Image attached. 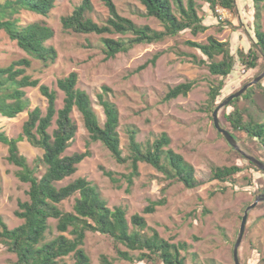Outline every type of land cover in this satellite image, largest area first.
<instances>
[{"label":"rangeland","instance_id":"obj_1","mask_svg":"<svg viewBox=\"0 0 264 264\" xmlns=\"http://www.w3.org/2000/svg\"><path fill=\"white\" fill-rule=\"evenodd\" d=\"M5 0H0V3ZM91 16L102 22L108 16V10L102 0H90ZM122 16L132 19L136 24H147L162 30L163 25L154 17L145 15V8L137 0H112ZM186 1V0H184ZM199 15L208 25L204 32L192 34L184 30L176 36L167 37L154 43L137 44L127 52H119L113 58L106 59L101 42L102 36L113 38L120 34L97 35L94 33L77 34L63 30L61 17L71 13L81 0H56L49 17L23 10L20 18L23 23L43 20L54 30L48 41L55 47L57 58L53 64L43 66L38 60H32L28 72L35 78L57 91V107L62 106V92L56 87L59 77L75 71L78 75V87L86 90L92 100L93 108L100 123L104 121L102 107L98 103L97 93L102 86L108 87L107 97L116 105L119 112L118 132L120 146L124 154L127 149V130L135 129L136 139L141 143L152 142L162 133L170 138L169 147L190 163L195 176L204 181L194 188H187L183 183L168 179L154 167L140 162L139 175L128 185L125 177L130 171L127 163H117L109 150L99 141L88 144V132L83 126L77 110L72 117L77 130L67 154L89 150L77 167V171L60 184L81 176L91 181L106 200L109 207L120 205L125 208L127 219L139 213L146 219L147 225L155 228L165 239L172 242H186L188 248L182 251L186 264H234L233 246L237 238L244 209L261 192H264V171L251 166L245 158L230 146L223 135L214 127L211 104L208 101L210 88L220 77L209 72L205 63L191 61L189 53H200L188 47L184 41L206 42L208 35L228 41L231 53L236 55L232 72L224 78V86L218 97L222 101L264 69V56L257 65L250 69L238 60L237 50H247L250 37H254L256 24L255 7L252 0H236V9L227 10L225 18L219 19L218 12L210 8L209 0H194ZM258 22L264 26V1L259 3ZM160 52L154 64L148 63L152 56ZM15 41L5 31L0 30V66L12 60L27 57ZM193 81L191 90L186 95L165 100L168 89L179 83ZM260 85L253 87L252 100L240 98L237 107H252L262 114L264 120V77ZM258 83V82H257ZM30 100L29 108L39 106L45 109L46 99L37 87L26 89ZM219 121L222 127V110ZM229 111L231 107L225 108ZM27 117L23 111L14 117L0 115V131L9 137H16L22 132V124ZM239 145L248 153L264 162V148L257 141L250 139L243 131L234 132ZM19 150L28 161L41 156L42 149L32 146L23 139ZM7 147L0 143V218L9 227L18 225L14 211L18 199L26 198L28 184L19 181L15 172L18 169L6 159ZM237 163L242 170L231 179L220 182L210 179L212 165ZM112 170L119 178V185L112 184L103 175L100 167ZM164 189V192H162ZM165 197V204L157 206L152 213H143V208L150 200ZM73 200L64 203V208L71 209ZM264 245V201L249 210L242 240L238 248L241 264H256L260 260ZM84 248L91 259V264H162L160 261L144 263L119 257L112 242L103 234L88 232ZM126 250V247L121 246ZM135 257L138 252L130 251ZM72 263L70 257H66ZM0 264H17L13 253L0 249Z\"/></svg>","mask_w":264,"mask_h":264},{"label":"trees","instance_id":"obj_2","mask_svg":"<svg viewBox=\"0 0 264 264\" xmlns=\"http://www.w3.org/2000/svg\"><path fill=\"white\" fill-rule=\"evenodd\" d=\"M56 0H5L0 3V30L16 42L28 56L12 60L0 66V115L14 117L27 111L22 124V132L16 137H9L0 131V143L7 147V161L18 169L15 174L19 181L28 184L26 198L18 199L14 215L21 222L9 227L0 218V249L13 253L17 264H91V259L84 248L88 232L105 235L113 245L116 254L132 261L144 263L160 261L162 264H186L182 251L188 248L186 242H172L163 238L158 231L147 225L142 214L134 213L127 219L126 210L120 205L109 207L97 187L85 177L78 176L65 184H60L71 177L78 164L90 152L66 153L73 140L77 124L72 117L74 110L80 114L83 126L88 132V144L101 142L119 164L127 163L129 173L123 175L132 185L133 178L139 175L138 165L144 162L163 173L168 179L183 183L187 188H194L204 181L195 176L193 166L180 153L169 147L170 138L162 133L152 142L146 144L136 139V130H127V149L124 154L120 146L118 132L119 112L116 105L107 97L110 90L102 86L97 93L99 105L103 109L104 121L100 123L93 108L89 93L78 87V75L75 71L57 78L56 87L62 94V106L57 107V91L40 83L28 69L32 60H38L43 66L53 64L57 58L54 46L48 44L54 30L43 20L23 23L20 13L23 10L49 17ZM145 8V15L154 17L163 25L157 30L147 24H136L132 19L122 16L112 0H102L108 10V16L98 22L90 15L92 3L81 0L71 13L61 17L63 30L77 34L94 33L97 35L120 34L113 38L102 36L101 42L105 58H113L119 52H127L137 44L154 43L167 37L176 36L184 30L192 34L204 32L208 25L203 22L194 0H137ZM210 8L221 6L229 11L236 9V0H209ZM255 7L254 37H250L247 50H237L241 64L252 69L264 56V26L261 28L258 19L259 3L264 0H252ZM184 43L200 53H189L191 61L205 63L209 72L220 77L209 90L208 101L213 112L219 104L218 97L224 86V78L233 70L236 55L231 53L228 41L219 40L208 35L206 42L185 40ZM160 52L154 54L148 63L154 64ZM260 85V82L255 84ZM193 81H186L172 86L164 95L165 100L186 95L192 88ZM37 87L46 99L45 109L39 106L29 108L30 100L26 89ZM253 86L228 105L229 111L222 110V123L234 136L237 130L257 141L264 148V120L261 113L252 107H237L235 102L240 98L253 102ZM27 140L32 146L42 149V154L31 162L19 150L18 143ZM251 166L253 163L245 159ZM103 175L112 184L119 185V178L114 171L100 167ZM242 167L237 163L212 165L210 179L225 182L240 172ZM164 192V189H162ZM73 200L71 209L64 208V203ZM165 197L150 200L143 208V213H152L157 206L165 204ZM126 247V250L121 249ZM130 251H137L133 257ZM70 257L72 263L65 258ZM264 264V245L258 263Z\"/></svg>","mask_w":264,"mask_h":264},{"label":"water","instance_id":"obj_3","mask_svg":"<svg viewBox=\"0 0 264 264\" xmlns=\"http://www.w3.org/2000/svg\"><path fill=\"white\" fill-rule=\"evenodd\" d=\"M264 77V69L255 75L250 81L244 83L240 88H238L236 91L230 93L227 95L222 101L219 102V104L214 108L212 112V120L214 127L217 129L219 133L223 135L227 143L232 146L238 153H240L245 159L253 163L258 169L264 171V162L257 158L256 156L248 153L245 151L238 143L237 139L224 127L221 126L218 114L220 110L228 105L231 100H233L236 97H239L241 94H243L249 87L253 86L257 82H259ZM264 201V192H261L257 194L254 198V200L246 206L244 209L243 215L241 217L240 221V227L237 234V238L235 240L234 246H233V261L234 264H241L238 256V248L242 240L243 232L245 229V224L248 217V212L252 208H254L259 202Z\"/></svg>","mask_w":264,"mask_h":264},{"label":"built area","instance_id":"obj_4","mask_svg":"<svg viewBox=\"0 0 264 264\" xmlns=\"http://www.w3.org/2000/svg\"><path fill=\"white\" fill-rule=\"evenodd\" d=\"M216 11L218 12L219 19L225 18V14L227 13V9H225L221 6H217Z\"/></svg>","mask_w":264,"mask_h":264}]
</instances>
